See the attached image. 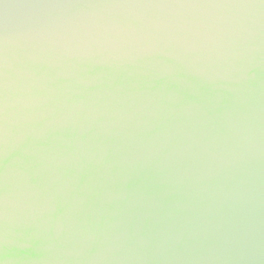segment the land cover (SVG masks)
Wrapping results in <instances>:
<instances>
[{
  "label": "water",
  "instance_id": "obj_1",
  "mask_svg": "<svg viewBox=\"0 0 264 264\" xmlns=\"http://www.w3.org/2000/svg\"><path fill=\"white\" fill-rule=\"evenodd\" d=\"M0 264H264V0H0Z\"/></svg>",
  "mask_w": 264,
  "mask_h": 264
}]
</instances>
